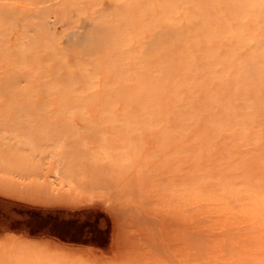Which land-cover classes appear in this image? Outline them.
Instances as JSON below:
<instances>
[{
    "label": "rangeland",
    "instance_id": "374dc122",
    "mask_svg": "<svg viewBox=\"0 0 264 264\" xmlns=\"http://www.w3.org/2000/svg\"><path fill=\"white\" fill-rule=\"evenodd\" d=\"M0 264H264V0H0Z\"/></svg>",
    "mask_w": 264,
    "mask_h": 264
},
{
    "label": "bare ground",
    "instance_id": "6f19581e",
    "mask_svg": "<svg viewBox=\"0 0 264 264\" xmlns=\"http://www.w3.org/2000/svg\"><path fill=\"white\" fill-rule=\"evenodd\" d=\"M133 210V209H132ZM131 212V211H130Z\"/></svg>",
    "mask_w": 264,
    "mask_h": 264
}]
</instances>
